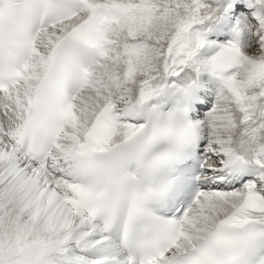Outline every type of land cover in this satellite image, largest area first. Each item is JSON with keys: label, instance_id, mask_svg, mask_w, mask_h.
<instances>
[{"label": "snow or ice", "instance_id": "snow-or-ice-1", "mask_svg": "<svg viewBox=\"0 0 264 264\" xmlns=\"http://www.w3.org/2000/svg\"><path fill=\"white\" fill-rule=\"evenodd\" d=\"M0 264H264V0H0Z\"/></svg>", "mask_w": 264, "mask_h": 264}]
</instances>
